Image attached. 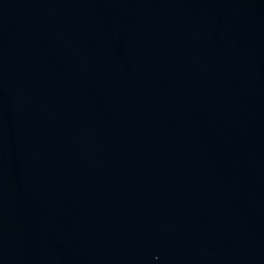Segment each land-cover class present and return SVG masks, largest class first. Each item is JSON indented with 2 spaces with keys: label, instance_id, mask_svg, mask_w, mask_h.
<instances>
[{
  "label": "water",
  "instance_id": "water-1",
  "mask_svg": "<svg viewBox=\"0 0 264 264\" xmlns=\"http://www.w3.org/2000/svg\"><path fill=\"white\" fill-rule=\"evenodd\" d=\"M0 264H264V0H0Z\"/></svg>",
  "mask_w": 264,
  "mask_h": 264
}]
</instances>
